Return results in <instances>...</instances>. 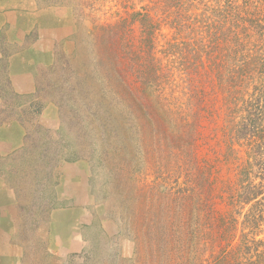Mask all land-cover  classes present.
Listing matches in <instances>:
<instances>
[{
  "label": "trees",
  "instance_id": "trees-1",
  "mask_svg": "<svg viewBox=\"0 0 264 264\" xmlns=\"http://www.w3.org/2000/svg\"><path fill=\"white\" fill-rule=\"evenodd\" d=\"M152 1L158 9L147 5L129 18L96 26L88 33L95 61L93 87H83L85 74L74 68L69 57L61 76L60 96L53 101L65 117L63 124L67 117L78 138L90 136L89 153L100 152L96 160L88 156L96 176L109 167L108 183L119 194L148 198L156 192L158 198L167 197L165 207H155L146 220L148 230L141 241L143 244L145 239L144 249L153 253L147 263L152 259L154 264L172 263L184 248L182 256L188 258L181 264H263L264 240H256L255 233L262 222L260 200L264 195V0ZM168 19L179 34L175 42L168 43L162 57L156 58L149 43L156 37L157 26ZM192 22L198 28L186 36L182 31ZM133 24L143 34L135 37ZM210 26L216 31L213 38H206L204 28ZM164 57H173L172 62L166 65ZM247 81H254L255 89L245 99L243 114L239 102ZM217 96L223 101V119L229 118L220 130L226 150L230 153L234 143H240L251 156L236 172L227 167L226 174L227 170L235 173L227 178L221 175L222 163L216 165L223 153L217 131L211 127L206 133L203 126L222 119L213 113ZM196 140L202 142L197 152L192 148ZM203 145L209 146L211 157L204 153ZM140 162L152 170L146 177L153 175V180L136 188L134 173ZM120 168L124 169L118 173ZM125 169L126 186L119 187ZM168 178L172 184H167ZM114 194L121 203L128 202L115 221L129 220L130 198H118L117 191ZM216 199L225 200L232 209L249 206L243 222L228 211L221 213L224 222L215 225ZM212 216L207 234V220ZM233 227L243 231L235 247L229 241L222 243V234L214 235ZM248 233L254 237L245 239ZM139 237L133 234L135 241Z\"/></svg>",
  "mask_w": 264,
  "mask_h": 264
},
{
  "label": "rangeland",
  "instance_id": "rangeland-1",
  "mask_svg": "<svg viewBox=\"0 0 264 264\" xmlns=\"http://www.w3.org/2000/svg\"><path fill=\"white\" fill-rule=\"evenodd\" d=\"M35 3L38 8L57 7L62 9L59 17L65 21V30L60 39L66 37V42L55 47L52 63L39 71L36 93L38 99H35V105L28 108L27 115L22 119L26 130L24 144L9 161L11 168L6 179L13 188L17 204L12 211V224L14 225L13 242H16L19 248L18 264H47L53 260H59L57 264H96V261L101 264H122L120 259L127 261L124 262L125 264H154L153 259L151 263L146 262L153 256V253L151 250L144 249L145 239L142 244L141 237L144 238L148 230L146 220L153 214L155 207L158 205L165 207V204L169 202L167 197L160 195L158 198L156 192H153L148 198L139 194L132 198L122 193L119 194L120 191L115 190L108 183L111 182L108 181L109 177L107 176L111 174L109 167L102 171L99 170L98 176H96L91 169L88 156H91L92 160H96L100 156V152L92 155L89 153L91 152L88 151L91 144L88 145V142L91 141L90 136L78 138L73 123L71 121L67 123L69 120L67 117L66 125L63 124L65 121L62 120L65 117L61 114L55 101L60 96L59 87L63 80L61 76L65 73L63 69L69 57L72 59L74 68L85 74L83 87L85 89L93 87V76L96 77V75L93 72L95 70L93 40L91 36H88L90 31H95L96 26L114 24L129 18V14L140 11L147 5L158 8L153 5L152 0H35ZM192 12H189V16L193 14ZM196 14H199L198 11ZM190 20L193 19L190 18ZM170 23V19L162 22L157 26L156 37H151L149 44L153 48L156 58L162 57L164 50L168 49V43L175 42L179 34V31ZM131 26L134 28L135 37L143 34V30L138 25ZM188 28L182 31L186 36H189L190 32L198 27L197 24L194 26V22H192V26ZM204 29L206 38H213L216 29L213 26ZM219 37L218 31L215 38ZM172 59L173 57H164L163 62L167 65L168 61L172 62ZM254 84V81H247L242 88L243 99L241 100L243 101L239 103L243 114L245 99L252 94L255 89ZM214 99L216 107H214L213 113H219L223 119V101L220 100V97ZM47 103L54 105L55 108H49L50 104ZM222 119L219 118L215 123L214 120L207 121L209 123H204L203 126H206H204L206 133L211 131V127L217 131L216 136L219 138L223 153L218 155L222 156V160L216 161V165L222 163L220 165L221 175L227 178L228 176L233 177L235 174L230 170H227L226 174L227 167L236 172V169L239 170L238 166H243L251 156L246 154V147L239 146L240 143H234L230 153L226 150L225 137L223 138L220 130L221 125L229 122V118L226 121L225 117ZM201 145L202 142L196 140L192 148L197 152ZM203 150L208 157H211L212 152L209 151V146L203 145ZM136 158H140V156L137 155ZM215 158L216 155L209 162H213ZM112 159L114 158L112 157ZM73 165H76L75 168L72 167ZM123 169L120 168L118 173ZM78 170L83 173L84 181L80 193L75 198L71 196V192L67 191V188L71 186H65L67 180L65 175L67 173L70 176L74 172L76 174ZM112 172L117 173V169ZM127 172L125 169L124 181L119 187L126 186ZM148 172L152 174V170L145 169L140 162V166H137L134 173L136 188L153 180V175L146 177ZM216 174L219 173L216 172ZM171 179L168 178L167 184H172ZM215 183L217 185V182H214V185ZM160 189L161 192L162 186ZM133 190L139 192L135 188ZM168 190L169 186L166 187L165 192ZM116 191L118 198H130L131 203L128 209L130 214L125 213L130 216L129 220L115 221V218L120 216V209L123 211L124 206L128 204V202L121 203L115 197ZM215 202L214 209L217 214L215 225L224 222L221 213L224 215L228 211L233 212V217L237 218L238 222H243L244 214L249 208L246 206L241 209L238 205L232 209V206L223 199H216ZM260 205L262 222L255 233L257 234L255 239L263 241L264 195L263 198L261 197ZM146 206L148 207L146 208ZM236 210L242 213H238ZM214 217L207 220L205 228L207 234L208 223ZM242 232L240 227L237 229L233 227L232 229H220V232L215 231L214 235L222 234L220 241L222 243L229 241V245L232 243V246L235 247L241 239ZM134 233L140 236L137 241L133 239ZM253 237L252 233H248L244 238L249 240ZM193 242L196 243V240ZM262 249L264 251V246ZM183 252L184 248L172 263L168 262L167 264H181V260L186 261L188 256H182ZM216 252H218V247ZM47 253L50 257H47ZM193 255L195 256V251H193ZM161 264H166V262Z\"/></svg>",
  "mask_w": 264,
  "mask_h": 264
},
{
  "label": "crops",
  "instance_id": "crops-1",
  "mask_svg": "<svg viewBox=\"0 0 264 264\" xmlns=\"http://www.w3.org/2000/svg\"><path fill=\"white\" fill-rule=\"evenodd\" d=\"M60 12L57 7L38 8L35 0H0V264H18L19 248L13 242L12 224L17 204L6 178L10 158L24 144L22 119L38 99L39 71L50 66L55 47L66 38L60 39L65 30ZM82 175L79 170L65 175V186H71L67 191L75 198L84 181Z\"/></svg>",
  "mask_w": 264,
  "mask_h": 264
}]
</instances>
